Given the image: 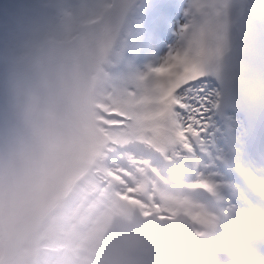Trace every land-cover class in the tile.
Here are the masks:
<instances>
[{"label": "clouds", "instance_id": "clouds-1", "mask_svg": "<svg viewBox=\"0 0 264 264\" xmlns=\"http://www.w3.org/2000/svg\"><path fill=\"white\" fill-rule=\"evenodd\" d=\"M162 6L161 0H63L51 15L22 22L3 43L0 264H233L189 245L176 224L154 217L157 230H147L140 210L131 220H114L94 258H69L61 250L63 228L85 190L83 174L110 137L135 146L146 97L168 85L161 67L178 71L191 63L204 77L231 75L236 37L264 25V0H185L184 22L167 50L143 51L136 44L143 19ZM190 75L176 76L174 87ZM248 162L264 175V159ZM256 194L264 201V193ZM239 217L218 218L222 242L237 264H264V229L245 230L242 251L233 238L243 228Z\"/></svg>", "mask_w": 264, "mask_h": 264}, {"label": "rangeland", "instance_id": "rangeland-1", "mask_svg": "<svg viewBox=\"0 0 264 264\" xmlns=\"http://www.w3.org/2000/svg\"><path fill=\"white\" fill-rule=\"evenodd\" d=\"M176 1L173 0V4H168L175 10L169 18V22L172 21L171 26L168 27L171 40L159 48L161 54L172 42L177 27L184 22L185 0L179 1L180 8ZM62 3L63 0H0V48L3 47L11 31L18 28L22 22L36 16H49ZM233 63L238 68L239 91L243 105L246 106L251 102L256 106L253 112L257 114L256 109L262 107L259 93L264 89V25H257L247 35L236 37ZM168 96L170 93L146 97L149 101L148 112L135 139V146H132L126 137H110L114 142L108 139L103 151L94 158L93 166L83 174L84 178L86 177L85 190L71 209L70 219L66 222L62 233L61 250L66 252L69 258L86 260L95 257L104 235L114 222L104 227L108 215L132 219L131 209L125 202L120 201L119 197L124 194L126 200L130 191L132 197H138V193H143L137 188L138 178H141L140 175L137 176L139 171L146 169L154 173V168H150V165L154 166V157L179 143L175 136L176 122ZM3 97L4 85L0 82V106L3 104ZM118 119L124 121L125 117L120 116ZM115 153L123 158L120 161L116 160ZM131 160L135 161V166ZM131 205L136 207L139 204L131 201Z\"/></svg>", "mask_w": 264, "mask_h": 264}, {"label": "bare ground", "instance_id": "bare-ground-1", "mask_svg": "<svg viewBox=\"0 0 264 264\" xmlns=\"http://www.w3.org/2000/svg\"><path fill=\"white\" fill-rule=\"evenodd\" d=\"M168 4H173V0H168ZM178 5L180 8V3ZM153 16L155 14L148 17ZM171 22L170 20L168 27L171 26ZM196 84L198 87H205L206 92L217 93L222 101L219 112L213 117L218 129L217 143L223 146L227 142H235L247 158L251 157L257 162L264 159V98H262V107L256 109L257 114L253 112L256 106L251 102L244 106L239 91L237 71L231 75L203 78V81H197ZM175 132L179 143L154 157V166L150 165V168H154V173L146 169L139 171L140 174L138 173L137 176L140 175L141 178H138L137 188L143 193H136L138 197H132L130 191L126 200L124 194L118 197L120 196V201L125 202L131 211H142L148 221L144 225L147 230H157V224L152 222L154 217L164 224H176L177 234L189 245L196 246L203 252L215 250L230 258L233 264H237L232 249L219 240L218 218L232 217L235 220L240 218V213H243V228H239L233 234L242 251L245 230L251 228L259 234L264 220L259 213L254 217L246 216L243 210L235 205L232 194L226 192L230 181L223 172L211 170V162L205 163L201 159L198 154L200 150L197 154H192L188 150L178 121ZM116 155L117 153L114 154ZM120 157L117 155L116 160L120 161L123 158ZM131 162L134 165L135 161L131 160ZM135 168L140 170L138 167ZM254 189L256 193H264V184L257 181ZM131 201L139 205L132 207ZM115 219L117 218L113 214L108 215L104 227ZM216 240L218 243L214 242ZM200 241H205V246L201 247Z\"/></svg>", "mask_w": 264, "mask_h": 264}, {"label": "snow or ice", "instance_id": "snow-or-ice-1", "mask_svg": "<svg viewBox=\"0 0 264 264\" xmlns=\"http://www.w3.org/2000/svg\"><path fill=\"white\" fill-rule=\"evenodd\" d=\"M162 8L153 17H145L140 29L136 44L143 51L152 48H161L171 40L169 36L168 22L174 9L169 7L168 0H162ZM175 65L176 61L170 62ZM190 72L187 81L181 80L179 86L175 77L183 76ZM164 78L168 80L161 95H167L171 106V112L176 121L179 122L181 132L187 142L188 150L197 154L205 163L211 162L212 169L224 173L230 181L226 192L232 194L235 205L243 210L248 217H254L259 213L264 220V201H261L254 185L259 181L264 184V175L255 172L248 158L235 142H227L223 146L216 140L218 129L213 117L221 108V99L215 92H206L205 87H198L196 82L203 81V74L196 65L185 63L176 67L164 65L161 67ZM171 73V77H169ZM169 89H172L169 92ZM264 229V225L261 226Z\"/></svg>", "mask_w": 264, "mask_h": 264}]
</instances>
